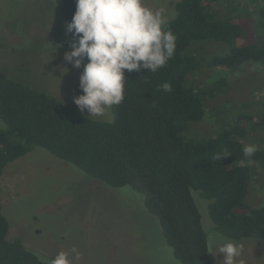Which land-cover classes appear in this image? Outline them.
<instances>
[{
    "label": "trees",
    "instance_id": "obj_1",
    "mask_svg": "<svg viewBox=\"0 0 264 264\" xmlns=\"http://www.w3.org/2000/svg\"><path fill=\"white\" fill-rule=\"evenodd\" d=\"M224 1L179 0L175 4L176 15L169 22L177 38L175 55L155 73L125 72V99L113 106L111 122L96 120L0 69V182L9 164L40 147L109 188L130 187L140 193L181 264H215L193 190L204 200L198 201L199 206L207 202L218 233L236 241H264V205L249 214L236 212L246 205L252 167L264 172V147L251 158L243 152L242 141L248 135L244 124L252 117L239 116L211 139L184 136L191 123L206 117V100L228 88L224 78L209 87L195 84L192 75L202 62L188 53L192 43L215 41L230 47L228 54L207 62L209 68L235 69L251 62L264 68V43L243 42L240 17L217 18L213 7ZM55 3L67 27L76 10L75 0ZM258 12L264 19V4ZM164 83L172 85L171 92L163 91ZM254 119V127L264 128V111ZM9 231L0 194V264H42L44 256L27 248L20 238L10 239Z\"/></svg>",
    "mask_w": 264,
    "mask_h": 264
},
{
    "label": "rangeland",
    "instance_id": "obj_2",
    "mask_svg": "<svg viewBox=\"0 0 264 264\" xmlns=\"http://www.w3.org/2000/svg\"><path fill=\"white\" fill-rule=\"evenodd\" d=\"M178 1L145 0V4L176 15ZM263 4L264 0H225L213 10L218 19L239 16L243 42L263 44L264 19L258 12ZM72 42L55 0H0V69L10 78L79 109L74 98L83 94L79 88L83 65L76 69L64 59ZM229 52L230 47L223 42H194L190 46L188 53L202 62L192 75L195 84L209 87L224 78L228 88L206 100V117L191 123L184 136L187 140L214 138L246 115L252 119L244 124L248 135L243 146L263 148L264 128L254 127V118L264 111V68L253 62L235 69L206 65ZM82 112L91 117L87 110ZM114 116L112 107L105 117L92 118L111 122ZM251 172L246 205L236 209L240 214L264 205V172L253 167ZM0 194L3 214L10 222L9 238H20L27 248L49 260L66 251L73 264H181L164 240L159 219L147 210L140 193L130 187L109 188L40 147L4 169ZM192 197L210 254L215 264H222L223 255L208 238L225 236L215 230L207 202L199 206L198 201H204L199 192L193 190ZM232 241L243 249L237 264H264V241ZM74 247L80 252L79 260L71 254Z\"/></svg>",
    "mask_w": 264,
    "mask_h": 264
},
{
    "label": "clouds",
    "instance_id": "obj_3",
    "mask_svg": "<svg viewBox=\"0 0 264 264\" xmlns=\"http://www.w3.org/2000/svg\"><path fill=\"white\" fill-rule=\"evenodd\" d=\"M76 10L67 33L73 36L71 51L65 61L76 69L83 65L79 77L82 95L74 98L81 111L105 117L109 109L125 99V72L146 69L157 72L176 51V36L169 28L175 13L165 8H150L145 0H75ZM87 61V63H85ZM163 91L172 85L164 83ZM257 151L254 144L243 149L251 158ZM209 244L223 255L222 264H237L242 246L219 235H210ZM75 260L80 252L72 248ZM42 264H73L70 252L61 251L53 259L40 257Z\"/></svg>",
    "mask_w": 264,
    "mask_h": 264
}]
</instances>
